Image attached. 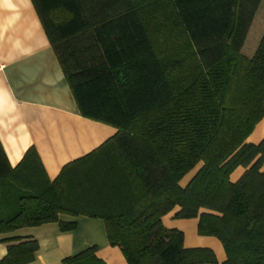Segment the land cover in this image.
<instances>
[{"label":"trees","instance_id":"1","mask_svg":"<svg viewBox=\"0 0 264 264\" xmlns=\"http://www.w3.org/2000/svg\"><path fill=\"white\" fill-rule=\"evenodd\" d=\"M80 115L116 133L49 179L31 146L11 167L0 144V236L104 223L126 264H218L163 226L198 219L221 264H264V36L242 54L262 0H31ZM152 25L170 45L156 46ZM197 170L183 188L180 182ZM245 170L236 182L237 169ZM0 264H28L35 239L3 240ZM89 247L62 264H106Z\"/></svg>","mask_w":264,"mask_h":264},{"label":"crops","instance_id":"2","mask_svg":"<svg viewBox=\"0 0 264 264\" xmlns=\"http://www.w3.org/2000/svg\"><path fill=\"white\" fill-rule=\"evenodd\" d=\"M264 36V0L251 24L242 54L252 58ZM116 130L83 118L67 85L60 65L31 0H0V144L11 167L33 146L53 180L67 163L82 157ZM264 141V120L258 122L246 143ZM180 182L185 187L195 175ZM237 168L230 176L236 183L244 174ZM264 172V165L261 167ZM192 173V172H191ZM178 208L162 218V224L183 234L185 249H207L217 263L226 260L223 246L214 237L199 236L198 219H177ZM77 223L76 229L61 232L57 224L24 228L0 236V261L7 253L3 240L35 239L39 250L28 264H62L66 258L96 246L106 264H126L121 251L107 241L104 223L85 217L62 216Z\"/></svg>","mask_w":264,"mask_h":264},{"label":"rangeland","instance_id":"3","mask_svg":"<svg viewBox=\"0 0 264 264\" xmlns=\"http://www.w3.org/2000/svg\"><path fill=\"white\" fill-rule=\"evenodd\" d=\"M151 28L152 29L150 30V36L152 38L154 45H156V46H160V45L166 46L168 44L170 45V42L168 41V39L165 37V35L163 33H161V30H162L161 26L152 25ZM193 172L194 171H192V173H189L185 177V179L189 178L191 176V174H193Z\"/></svg>","mask_w":264,"mask_h":264}]
</instances>
